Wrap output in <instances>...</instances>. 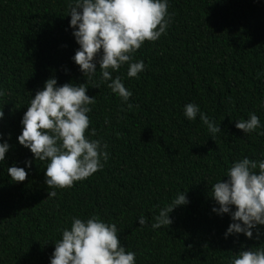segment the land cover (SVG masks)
Segmentation results:
<instances>
[{
  "label": "trees",
  "instance_id": "16d2710c",
  "mask_svg": "<svg viewBox=\"0 0 264 264\" xmlns=\"http://www.w3.org/2000/svg\"><path fill=\"white\" fill-rule=\"evenodd\" d=\"M69 3L74 0H0V91L8 93L0 96V143L10 145L0 162V264H50L72 218L93 215L116 224L135 264H231L241 251L264 248V225L251 239L226 238L231 215L214 212L219 205L211 196L236 161L264 160V0H168L166 35L134 54L133 62L145 65L139 78L127 76L128 64L112 73L132 92L127 102L100 83L101 50L99 88L86 85L96 101L86 137L107 143L109 159L60 190L45 182L48 161L36 160L18 137L32 97L49 78L57 86L87 83L73 60L80 45ZM188 103L221 131L213 137L199 114L189 121ZM250 113L261 127L245 134L235 124ZM12 166L25 169L24 182H12ZM52 190L56 197H49ZM184 192L189 203L170 213L172 224L153 229L160 209Z\"/></svg>",
  "mask_w": 264,
  "mask_h": 264
},
{
  "label": "clouds",
  "instance_id": "9594fccd",
  "mask_svg": "<svg viewBox=\"0 0 264 264\" xmlns=\"http://www.w3.org/2000/svg\"><path fill=\"white\" fill-rule=\"evenodd\" d=\"M68 7L70 25L75 29L73 35L80 45L73 60L87 83L57 86V79L49 78L44 88L32 97L18 137L19 144L30 149L36 160L48 161L45 182L49 189L60 190L86 180L101 170L109 159V153L105 151L107 143L86 137L90 125L87 114L92 111L89 105L96 102L95 97L87 95L86 85L92 82V87L99 88L94 81L97 55L102 50L100 83H106L113 93L127 102L132 92L126 89L121 76L113 78L112 73L128 64L127 76L139 78L138 73L145 65L143 60L133 62L134 54L146 41L155 42L166 35L170 23L168 0H74ZM7 94L0 91V96ZM132 106L128 104L129 108ZM198 114L213 137L221 131L220 126L196 104L184 106V115L189 121H195ZM3 117L4 112L0 110V119ZM235 126L250 134L261 124L258 116L250 113L248 119L237 120ZM91 135H96L95 128ZM2 138L0 133V140ZM9 148L7 141L0 143V162L5 160ZM31 163L27 162L28 167ZM256 169L258 172L254 171ZM7 171L15 183L24 182L28 176L22 167L12 166ZM224 177H228L227 181L222 179L212 185L211 196L219 205L213 211L231 215L233 223L225 233L226 238L243 233L251 239L253 229L264 225V160H238ZM56 195L55 190L49 192V197ZM188 203L186 192L179 193L160 209L151 227L170 226V213ZM139 223L144 225L146 218L141 216ZM117 233L116 224L106 223L99 216L93 215L87 220L73 217L71 227L64 228L62 238L55 241L50 264H135V253L126 251ZM231 264H264V248L241 251Z\"/></svg>",
  "mask_w": 264,
  "mask_h": 264
}]
</instances>
